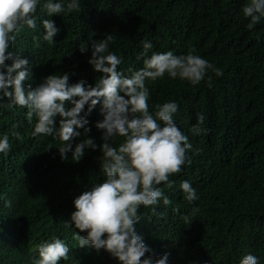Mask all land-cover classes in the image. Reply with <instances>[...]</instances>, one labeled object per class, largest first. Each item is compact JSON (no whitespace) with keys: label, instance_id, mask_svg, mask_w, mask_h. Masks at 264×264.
<instances>
[{"label":"trees","instance_id":"16d2710c","mask_svg":"<svg viewBox=\"0 0 264 264\" xmlns=\"http://www.w3.org/2000/svg\"><path fill=\"white\" fill-rule=\"evenodd\" d=\"M44 2L36 28L24 26L9 48L29 61L25 86L35 88L48 75L65 72L70 83L94 86L102 73L88 63L90 46L81 53L79 45L108 36L109 50L122 58L118 70L126 75L129 68H142L153 52L166 51H194L222 70L219 77L208 70L197 86L167 74L146 82L150 112L158 104L177 103L173 118L193 147L191 163L170 177L173 186L160 185L172 203L161 200L155 213L141 206L136 231L157 257L167 254L168 264H239L246 254L264 264V18L247 27L250 18L242 9L248 0H79L81 12L52 17L42 9ZM48 18L60 28L51 45L43 40L42 21ZM33 36L40 38L39 47ZM144 42L152 44L146 55ZM10 105L0 99V138L8 135L11 143L8 153H0V264H33L39 259L34 243L57 238L70 248L69 259L59 264H120L104 249L80 247L78 230L66 226L75 197L105 178L99 166L102 130L95 127L103 118L100 105L81 113H87L88 135L98 147L86 149L79 162L71 160V152L62 161L59 139L33 136L35 116L29 122L27 108ZM198 114L205 119L194 134ZM82 139L74 138L73 146ZM185 180L198 200L185 199L180 188ZM193 208L198 211L187 225L183 216Z\"/></svg>","mask_w":264,"mask_h":264},{"label":"clouds","instance_id":"9594fccd","mask_svg":"<svg viewBox=\"0 0 264 264\" xmlns=\"http://www.w3.org/2000/svg\"><path fill=\"white\" fill-rule=\"evenodd\" d=\"M39 7L41 0H0V99L6 97L11 105L27 108L29 122L36 118L32 135L58 138L61 160H68L71 152L73 162H79L86 149L98 147L88 135L91 128L86 127L89 121L85 116L100 105L103 118L96 121L95 127L102 130L99 166L105 178L75 197V210L66 226L74 225L78 230L74 238L80 247L88 246L97 252L104 249L120 264H168L167 254L157 257L137 233L136 225L143 219L139 209L143 206L155 213L154 206L161 200L166 206L172 203L160 185L173 186L170 177L191 163L189 151L193 146L173 118L178 111L177 103L164 102L156 105L154 113L150 112L146 82L157 81L167 74L197 86L205 80L208 70L218 77L223 75L222 70L194 51L186 55L166 51L153 52L143 60L142 68H129L130 75H126L118 70L122 58L109 50L112 38L108 36L92 40L90 45H79L81 53L90 46L88 63L93 71L102 73L94 86H85L83 80L70 83V74L66 72L48 75L35 88L31 84L25 86L24 82L31 77L29 61L9 48L24 26L36 28ZM42 9L48 17L82 11L79 0H70L66 5L45 0ZM242 12L250 18L247 27L252 29L264 18V0H248ZM42 24L43 40L51 45L60 28L51 18L44 19ZM39 39L33 36L36 47ZM143 48L146 55L152 48L151 42H144ZM8 60H12L11 65L6 63ZM208 81L211 87V77ZM85 106L87 113L81 115ZM204 119L198 114V124L192 128L194 134L202 131ZM80 128L83 133L77 130ZM82 135L84 139L73 146L74 138ZM117 138H122L119 143ZM10 150L9 136L4 135L0 138V153ZM180 188L187 201L199 199L189 181H182ZM197 211L198 208H193L190 215L183 216L185 224L192 223ZM33 247L34 256L39 258L33 264H59L69 259L70 248L61 239L38 240ZM239 264H259V259L246 254Z\"/></svg>","mask_w":264,"mask_h":264}]
</instances>
